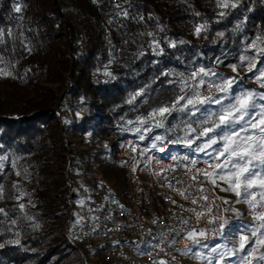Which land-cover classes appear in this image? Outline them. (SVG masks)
<instances>
[{
    "label": "rangeland",
    "instance_id": "rangeland-1",
    "mask_svg": "<svg viewBox=\"0 0 264 264\" xmlns=\"http://www.w3.org/2000/svg\"><path fill=\"white\" fill-rule=\"evenodd\" d=\"M223 1L225 10L231 5H241L244 9L254 0ZM244 23H240V29L236 31L240 46L234 51L225 50L228 51L227 55L220 58L213 70L220 74L229 72V77L235 81V85L233 81L231 84L237 87L227 88L219 96H204L199 87H193V82H196L212 64L211 61L203 59V54H199L201 58H198L199 55L195 57L191 68L178 74L171 72L174 79L168 84L155 87L153 82H148L140 89L131 91L125 103L112 112L103 109L98 113V107L94 105H98L100 101L89 89H84L83 96L79 98L72 95L73 89L78 86L77 74H66L62 82L43 83L42 85L50 89L55 96L54 110L60 125L64 150L55 153L56 149L49 147L32 154H18L9 147L0 145V224L6 229L5 242L24 247L32 253L37 249H29V245L25 247L23 233L38 237L41 242L46 241L40 249L63 242V224L70 210L69 203L75 202L76 208L79 209L85 200L92 199L95 192V166L106 177L108 184L117 188L121 198L125 200L127 181L123 163L113 155V146L118 138L117 127L125 119L149 111L174 108L166 130L159 136L176 137L187 128L191 131L188 138L195 137L191 146L212 155L223 149L225 136L239 132V135L234 136L238 141L242 137H248L249 131L264 127V124H261V120H264V104L255 102V91L246 88L248 82L257 85L264 81V19L250 26L247 31L243 30ZM65 49L71 51L70 47ZM103 69L95 70L93 77L101 76ZM190 88L192 89L187 98L195 99L199 104L183 108L184 103H189L184 100L179 104L180 99ZM242 88L249 90L244 91ZM241 97L247 101L246 107L243 108L244 116L243 119H236L233 124V119L240 113L234 112L227 116V110ZM39 98L41 97L38 93L23 86L22 80L0 62V111L18 117L30 99ZM100 114L105 118H101ZM222 115L227 116L226 122L220 120ZM250 118L254 126L248 125ZM88 119L95 121L87 124V131L83 133L79 127L85 122L88 123ZM207 129L212 131L203 135ZM200 136L202 140L196 146V137ZM210 138L216 140L211 146ZM256 141L255 138L249 143L255 144ZM252 151L257 158L248 166L249 171L264 176V163H261L264 156L255 148ZM257 165L259 167H256ZM230 172V165L220 170L226 179H232ZM219 189L228 194L225 197L228 215L224 234L215 243L198 245L195 242L202 239V235L192 232V238L188 236V241L193 245L186 257V264H264V259H261L264 257V227L247 217L250 206L248 201H251L252 195L256 191L264 192L260 181L256 180L247 193L244 191L243 180L233 190L229 183L222 179ZM237 192L240 194L237 195ZM71 193L75 195L74 198H71ZM3 231L1 230L0 235ZM51 232L57 233L58 236L54 239H44L45 234ZM64 243L61 248L64 253L59 256L57 264H83L80 256ZM2 246L0 241V248ZM34 261L32 258L22 264H33Z\"/></svg>",
    "mask_w": 264,
    "mask_h": 264
},
{
    "label": "trees",
    "instance_id": "trees-1",
    "mask_svg": "<svg viewBox=\"0 0 264 264\" xmlns=\"http://www.w3.org/2000/svg\"><path fill=\"white\" fill-rule=\"evenodd\" d=\"M223 3L0 0L1 65L41 97L30 99L18 117L0 111V145L18 154L49 147H54L55 153L64 150L54 110L55 96L43 83L62 82L66 74H77L78 86L72 95L79 98L84 89H89L100 101L94 105L96 111L112 112L145 83L153 82L155 87L168 84L174 79L171 72L178 74L191 68L197 55L215 58L225 50L234 51L240 46L236 37L240 20L246 16L244 31L262 21L264 0H254L244 9L231 5L223 10ZM98 68H104V73L93 77ZM92 121L88 119L79 127L81 132L85 133ZM1 230L0 264H22L32 258L33 264H57L64 253L63 235V242L40 249L46 241L23 233L25 247L37 249L32 253L5 242L6 229L0 224ZM57 236L51 232L44 239Z\"/></svg>",
    "mask_w": 264,
    "mask_h": 264
},
{
    "label": "built area",
    "instance_id": "built-area-1",
    "mask_svg": "<svg viewBox=\"0 0 264 264\" xmlns=\"http://www.w3.org/2000/svg\"><path fill=\"white\" fill-rule=\"evenodd\" d=\"M246 17L240 20L245 22ZM209 59L212 64L193 82L204 96H219L225 92L218 86L227 80H212V71L220 58ZM206 60H208L206 58ZM192 88L182 95L180 103L188 100ZM183 104V108L199 104ZM175 109L161 115L149 111L121 121L113 155L123 163L126 176L125 200L117 188L93 169L97 181L92 199L70 210L63 224V236L83 264H186L191 250L188 236L202 235L195 243H215L223 235L227 209L216 185L223 162L216 154L202 157L184 144V128L179 137L161 138ZM75 195L71 193V198ZM77 198V196H76ZM247 217L258 225L264 213V195L256 191Z\"/></svg>",
    "mask_w": 264,
    "mask_h": 264
},
{
    "label": "snow or ice",
    "instance_id": "snow-or-ice-1",
    "mask_svg": "<svg viewBox=\"0 0 264 264\" xmlns=\"http://www.w3.org/2000/svg\"><path fill=\"white\" fill-rule=\"evenodd\" d=\"M16 11H20V9L17 8ZM199 31L200 29L197 28V33H199ZM233 70L235 71V68ZM230 83L231 81L229 80L226 85L218 87H220L221 90H225L226 87L230 85ZM188 103L192 104L193 101L189 100ZM246 103V98L241 97L239 100L236 101L235 104H233L231 108L227 110V116H231L234 112L240 113L238 117H235L233 119V124L235 123L236 119H243V108L246 107ZM167 111H169V109L163 108L160 109L158 113H154L153 115L158 114L162 116ZM227 116L222 115L220 117V120L222 122H226ZM247 123L249 126H254L251 123V118ZM261 124H264V120H261ZM210 131H212V129L205 130L203 135H207V133ZM259 131L264 133V127L260 128ZM236 135H239V132H236L234 135L225 136L223 140V149L216 153V159L223 157V162L221 164L215 165L216 168L223 170L228 168L229 165L231 166V172L229 173V175L232 177V179H226L224 176H221V179H225V182L229 183V187L233 190H235V188L239 186V184L243 180L244 191L246 193L248 192V189L252 187L253 183L256 180H259L260 187L264 188V176L260 175L255 171H249L248 168V166L252 164V161L257 158L255 152L252 151L254 148L256 151L259 152L260 155L264 156V136L258 137L256 143L253 144L249 143V141L252 140V137H242L240 140L237 141L234 138V136ZM214 143H216L215 138H210L209 146ZM261 163H264V161H261ZM256 167H259V165H257ZM262 171H264V169H262ZM239 194L240 193L237 192V195ZM262 195H264V193H262ZM248 202L250 206L254 207L251 201ZM257 218L260 220H264V213L258 214ZM261 226L264 227V225ZM192 235L193 234L190 233L189 238H192ZM261 259H264V257H261Z\"/></svg>",
    "mask_w": 264,
    "mask_h": 264
},
{
    "label": "crops",
    "instance_id": "crops-1",
    "mask_svg": "<svg viewBox=\"0 0 264 264\" xmlns=\"http://www.w3.org/2000/svg\"><path fill=\"white\" fill-rule=\"evenodd\" d=\"M201 55H199V57L198 58H201L200 57ZM203 59L204 60H206V58H204L203 57ZM208 60L209 59H211V58H207ZM193 62H194V60H193ZM192 62V63H193ZM193 65V64H192ZM208 68V67H207ZM206 68V69H207ZM200 70H202V68H200ZM225 75V76H224ZM231 74L229 73V72H225V74L224 73H218V72H214V71H212V80L214 81V82H219L220 80H222V79H225V80H227V81H233V84L235 83V81L233 80V79H231L229 76H230ZM235 85V84H234ZM237 86H233L231 83H230V86L228 87V88H230V89H235ZM246 88H252V90L250 89H246ZM246 88H242V90L243 89H245L244 91H246V90H249V91H255V93H256V96L255 97H257L256 98V100H255V102H260V103H263L264 104V81H261L260 82V84H257V85H254V84H251V83H249L248 82V84H247V86H246ZM236 93V92H235ZM182 132V131H181ZM181 134V133H180ZM180 134L179 135H177L176 137H179L180 136ZM248 137H252V140H254L255 138H256V140H257V138L258 137H260V136H264V133H262V132H260L259 130H256V131H253V132H251V131H249L248 133ZM191 135V131L189 132V129H188V132H187V134L183 137V139H184V144H185V146L186 147H188V148H190L191 150H193L194 152H196L197 154H199L200 156H202V157H210V156H212V154H208L207 152H200V151H198L196 148L197 147H192L191 145H193L192 143L194 142V138H188L189 136ZM172 137V136H171ZM171 137H169L168 136V138H171ZM175 137V136H174ZM174 137H172V138H174ZM196 138H198V140H196V142H195V145L197 146V145H199V141H201L202 139H201V136L200 137H196ZM251 141V140H250ZM192 142V143H191ZM221 170V169H220ZM220 170L218 171V173H217V178H216V185H217V188L219 189V185H220V183L222 182V179H221V173H220ZM219 191H220V193L222 194V197H223V201H224V204H225V197L228 195L227 193H225V191L223 192V191H221L220 189H219ZM262 193H264V192H262ZM235 199V198H234ZM226 207V206H225ZM225 231V230H224ZM223 234H224V232H223ZM202 244H204V243H202ZM202 244H200V245H202ZM190 252V251H189ZM189 252H188V254H189ZM188 254H187V256H188ZM186 256V257H187ZM187 263V262H186Z\"/></svg>",
    "mask_w": 264,
    "mask_h": 264
}]
</instances>
